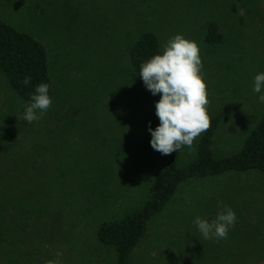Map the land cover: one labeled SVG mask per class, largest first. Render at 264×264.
<instances>
[{"label":"rangeland","instance_id":"374dc122","mask_svg":"<svg viewBox=\"0 0 264 264\" xmlns=\"http://www.w3.org/2000/svg\"><path fill=\"white\" fill-rule=\"evenodd\" d=\"M0 19L45 45L52 80L51 107L29 124L18 117L31 102L0 71V193L11 181L33 215L16 217L21 205L7 210L1 198L0 231H11L0 264H117L99 226L141 208L166 161L145 124L161 95L131 64L143 32L157 34L162 53L177 34L198 45L208 115H221L214 156L238 152L264 116V89L253 92L264 72V0H0ZM211 22L223 39L209 44ZM203 134L182 147L180 167ZM235 173L181 182L129 264H264V172ZM220 202L236 213L235 226L226 240H205L193 221L214 220Z\"/></svg>","mask_w":264,"mask_h":264},{"label":"trees","instance_id":"16d2710c","mask_svg":"<svg viewBox=\"0 0 264 264\" xmlns=\"http://www.w3.org/2000/svg\"><path fill=\"white\" fill-rule=\"evenodd\" d=\"M222 39L223 34L219 25L211 22L208 26L206 42L211 44ZM156 54H162L159 37L153 31L143 32L130 48L133 70L139 73L142 63ZM0 71L4 73L14 91L25 101L31 102V96L40 83L50 85L49 95L52 97L50 65L45 45L32 34L19 30L2 19H0ZM25 77H31L27 85L23 83ZM220 120V114L210 120L211 126L200 138L197 155L191 163L185 167L179 166L181 150L166 156V161L150 182L148 199L141 208L121 220L104 221L100 224L98 238L103 244L116 250L117 264H129L130 253L148 231L150 219L164 209L181 182L193 177H215L233 171L236 172L235 174L250 170L264 172V116L250 131L242 148L225 157L214 156L212 149ZM149 122L152 129L160 124L156 111L146 118L147 129ZM10 182L6 196L4 197V192L0 193V200L2 198L7 210L14 201L21 205V208L14 206L16 217L17 213L18 218L21 219L33 217L27 197L19 198L17 186ZM1 183L0 179V186ZM8 231L11 229L6 230L5 235L0 231V243L7 240ZM11 243L13 245L14 240ZM16 247L19 248V243Z\"/></svg>","mask_w":264,"mask_h":264},{"label":"clouds","instance_id":"9594fccd","mask_svg":"<svg viewBox=\"0 0 264 264\" xmlns=\"http://www.w3.org/2000/svg\"><path fill=\"white\" fill-rule=\"evenodd\" d=\"M162 47V54L142 63L139 74L153 95H161L156 102L160 124L152 129L149 122L148 131L151 147L167 156L184 146L191 148L194 140L210 128L211 121L207 111L210 103L207 85L200 75L202 61L198 45L177 34ZM30 80L31 77H25L23 83L27 85ZM49 88V84L40 83L18 119L29 124L38 122L52 105ZM262 89L264 72L254 77L253 92L262 93ZM258 102L264 104V94L259 95ZM219 206L222 211L211 222L200 217L193 221L205 240H226L229 229L235 226L233 209L223 202Z\"/></svg>","mask_w":264,"mask_h":264},{"label":"crops","instance_id":"0c3cea01","mask_svg":"<svg viewBox=\"0 0 264 264\" xmlns=\"http://www.w3.org/2000/svg\"><path fill=\"white\" fill-rule=\"evenodd\" d=\"M259 123V122H258Z\"/></svg>","mask_w":264,"mask_h":264}]
</instances>
